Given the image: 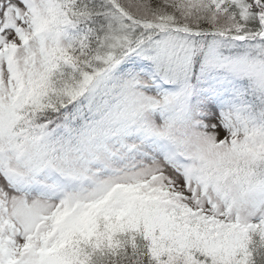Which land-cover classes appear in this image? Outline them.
<instances>
[{
  "label": "snow or ice",
  "instance_id": "1",
  "mask_svg": "<svg viewBox=\"0 0 264 264\" xmlns=\"http://www.w3.org/2000/svg\"><path fill=\"white\" fill-rule=\"evenodd\" d=\"M0 264H264V0H0Z\"/></svg>",
  "mask_w": 264,
  "mask_h": 264
}]
</instances>
